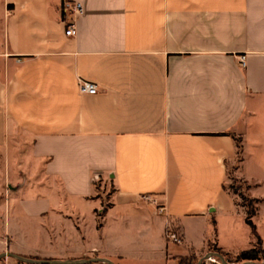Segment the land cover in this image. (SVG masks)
Segmentation results:
<instances>
[{"label": "crops", "instance_id": "1", "mask_svg": "<svg viewBox=\"0 0 264 264\" xmlns=\"http://www.w3.org/2000/svg\"><path fill=\"white\" fill-rule=\"evenodd\" d=\"M64 2L84 8L76 37ZM236 139L257 215L264 0H0V255L238 256L252 230L226 189Z\"/></svg>", "mask_w": 264, "mask_h": 264}, {"label": "rangeland", "instance_id": "2", "mask_svg": "<svg viewBox=\"0 0 264 264\" xmlns=\"http://www.w3.org/2000/svg\"><path fill=\"white\" fill-rule=\"evenodd\" d=\"M238 141H240V144H241L242 141L240 139H238ZM242 154H243V149H242L240 154H239V150H238V156H237L236 164L232 165V166L231 165L228 166V179H227V183H226V189L228 190V192H230L232 195L235 196L238 206L240 208H243L245 210V212H247L249 209L250 201L252 200V199H250V194H249V191L251 190L252 187L248 183L241 180L237 175L239 166L241 165V162H242L241 159L243 158ZM104 186H105V189L103 190ZM100 187H101L100 191H103L105 194L112 192V188L107 186V185L101 184ZM257 206L258 205L256 204V207ZM257 210H258V207H257ZM253 221H254L255 225L257 226V230H258L259 235L261 236L262 240L264 241V206L261 207V210L253 218ZM250 234H251L252 240L250 242L242 244L240 246V248H238V249H240V251L249 250V249L254 248V246L256 244V239H255L253 233H250ZM208 249L210 251L208 253H220L223 255H227V254H224L222 252H218L217 250H215V248L213 246H210ZM236 257L237 256H235V255H227L225 258H226V260L229 259L231 261V264H241V262H237ZM199 260L200 259L195 258V264H197L199 262ZM176 262L178 263L179 259H177ZM204 264H219V261L217 259H215L213 261H206Z\"/></svg>", "mask_w": 264, "mask_h": 264}, {"label": "trees", "instance_id": "3", "mask_svg": "<svg viewBox=\"0 0 264 264\" xmlns=\"http://www.w3.org/2000/svg\"><path fill=\"white\" fill-rule=\"evenodd\" d=\"M237 142V148L239 150V154L242 151V146L240 144V141H238V139H236ZM241 161H243V159H241ZM256 204H259V201L256 200H251L250 201V205H249V209L246 212V223L250 226L252 233L256 239V244L254 246V248L243 251L242 253H240L237 257L236 260L237 262H248V261H255V262H264V248H263V241L262 238L260 237L258 230H257V226L255 225L253 218L256 216L257 213V207ZM218 252H221L220 250H217ZM223 255V254H222ZM224 257H226L227 255H223ZM33 259V258H31ZM230 264L231 261L228 259L227 260ZM17 264H24L21 262H17ZM177 264H195V258L194 257H188V258H179V262Z\"/></svg>", "mask_w": 264, "mask_h": 264}, {"label": "built area", "instance_id": "4", "mask_svg": "<svg viewBox=\"0 0 264 264\" xmlns=\"http://www.w3.org/2000/svg\"><path fill=\"white\" fill-rule=\"evenodd\" d=\"M62 12L66 17L69 16L71 18V23L68 25L66 29V36L76 37L78 35V29L74 23V17L80 16L84 13V8L82 4L78 2H64L62 5ZM245 65H246V59L245 57H242L241 66L245 67ZM78 87L80 93L84 95H96L99 92L98 85L85 80H79ZM166 235L168 240H170L173 243L180 244L182 242L178 234L170 230V228Z\"/></svg>", "mask_w": 264, "mask_h": 264}, {"label": "water", "instance_id": "5", "mask_svg": "<svg viewBox=\"0 0 264 264\" xmlns=\"http://www.w3.org/2000/svg\"><path fill=\"white\" fill-rule=\"evenodd\" d=\"M13 258L18 262L24 264H116L105 258H91L82 260H39L25 258L21 256L14 255L12 253H4L0 255V261L4 258ZM217 259L219 264H230L226 258L220 253H208L206 256L201 258L197 264H204L206 261H213ZM241 264H264V262L248 261Z\"/></svg>", "mask_w": 264, "mask_h": 264}]
</instances>
